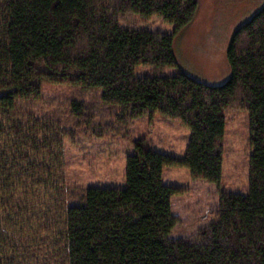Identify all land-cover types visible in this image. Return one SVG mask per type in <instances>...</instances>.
<instances>
[{
    "label": "trees",
    "instance_id": "obj_1",
    "mask_svg": "<svg viewBox=\"0 0 264 264\" xmlns=\"http://www.w3.org/2000/svg\"><path fill=\"white\" fill-rule=\"evenodd\" d=\"M198 10L199 0H0V264L16 263V243L56 264H264V6L232 35L231 75L217 85L175 53ZM153 17L173 30L139 25ZM138 65L150 69L136 75ZM241 110L249 191H221L208 224L171 236L186 188L164 184L165 168L220 184L226 124ZM156 113L190 130L182 158L141 136L124 187L68 184L66 145L83 131L132 138Z\"/></svg>",
    "mask_w": 264,
    "mask_h": 264
},
{
    "label": "rangeland",
    "instance_id": "obj_2",
    "mask_svg": "<svg viewBox=\"0 0 264 264\" xmlns=\"http://www.w3.org/2000/svg\"><path fill=\"white\" fill-rule=\"evenodd\" d=\"M263 6L264 0H199L197 17L175 39L174 49L180 67L209 84L224 83L231 75L227 49L232 35ZM140 18L143 17L135 14V21H140ZM147 20V23L142 21L139 25L165 31H172L174 27L157 17ZM149 69V66L138 65L135 74H145ZM177 71L178 68H169L167 74ZM47 91L50 97L69 93L60 86H48ZM248 121L247 110L229 116L220 184L194 179L188 167L165 168L164 184L186 188L183 194L175 195L172 200V211L179 216L180 222L173 228L171 236L194 235L199 228L208 224L212 219V210L218 206L221 191L243 194L249 191L251 149ZM133 129L132 138H124L120 134L98 136L83 131L74 145L67 144L68 184L124 187L127 156L134 150L133 140L141 136L153 140L159 151L179 158L184 156L190 135L187 127L167 122L160 113H156L152 122L148 119L137 120ZM14 247L17 253L15 264L57 263L47 255L30 261L23 246L16 243Z\"/></svg>",
    "mask_w": 264,
    "mask_h": 264
}]
</instances>
